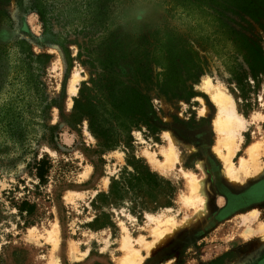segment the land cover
<instances>
[{
  "label": "rangeland",
  "instance_id": "374dc122",
  "mask_svg": "<svg viewBox=\"0 0 264 264\" xmlns=\"http://www.w3.org/2000/svg\"><path fill=\"white\" fill-rule=\"evenodd\" d=\"M229 16L256 52L198 40L164 0H0V264H264V199L244 200L264 181V13ZM178 40L180 60L159 48ZM208 78L245 120L238 181ZM192 178L206 213L149 249L200 206Z\"/></svg>",
  "mask_w": 264,
  "mask_h": 264
},
{
  "label": "trees",
  "instance_id": "16d2710c",
  "mask_svg": "<svg viewBox=\"0 0 264 264\" xmlns=\"http://www.w3.org/2000/svg\"><path fill=\"white\" fill-rule=\"evenodd\" d=\"M171 9L174 16L178 19H187V26L194 28L199 34H196L197 39L201 40L202 29L209 27L214 39L221 40L220 48H226V40H231L236 45L238 52H242V45L250 48L251 51L247 52V56L256 52L257 44L245 36L244 33L236 30L229 25L230 14L239 15L240 20L250 24L248 18L253 20H260V14L264 13V0H164ZM230 13V14H229ZM241 28L243 24L241 22ZM222 37V38H221ZM221 38V39H220ZM162 43V42H161ZM184 43L178 40L174 45L164 51V47L160 44L159 48L168 56V58L180 60V54L184 48ZM180 46L181 50H180ZM252 59H256L255 57ZM256 61V60H255ZM185 63V62H183ZM166 65L161 64L160 73L164 74ZM91 117L92 114H91ZM45 162L43 158L37 162V174L43 179L45 174ZM131 182L134 186L141 179L139 175H133Z\"/></svg>",
  "mask_w": 264,
  "mask_h": 264
},
{
  "label": "bare ground",
  "instance_id": "6f19581e",
  "mask_svg": "<svg viewBox=\"0 0 264 264\" xmlns=\"http://www.w3.org/2000/svg\"><path fill=\"white\" fill-rule=\"evenodd\" d=\"M203 84H204L205 90L210 92L213 101L217 105V114L215 116V128H216L219 135L217 138L218 143H217V147H216L217 148L216 152L224 160V163L226 166L225 167V180L228 182L238 181L240 173L249 172L248 168L246 167V163H245L244 158L240 159V167L239 168H236L233 161H232V156L234 155L236 149L238 148L236 145V136L241 135L240 130L244 128L243 122L245 120L243 121L242 116L237 112L235 101L233 100L232 96L229 93H227V91L220 84H218V85L213 84L209 78L206 79ZM205 109L207 110V108H205ZM169 139L171 142L174 140V139L172 140L171 137ZM171 147H172V145L168 149L170 152L167 154V160L173 161L174 158L172 156ZM222 148H225V150H226L225 154L221 153ZM256 148L257 147H255V145H253V146L251 145L248 147V153L250 156L253 155V152L255 151ZM149 157H150V160L152 162H154L158 167L162 166L163 162L156 159L153 154H149ZM247 174H250V172ZM189 179H190V177H189ZM192 181H193L194 188L192 189V187H193L192 186L190 191L193 192L192 190H194V192L190 193V195L192 194V197H193L192 199L194 201L199 202L200 206L197 205L198 204L197 203L196 207L197 206H199V207L194 210L193 215L187 217L185 220L183 219L184 222L182 221L183 223H180L179 226H175V224H174L173 225L174 226V229H173L174 232L173 231L170 233L167 232L168 234L165 233V231L164 232H158L159 235L157 237H159L158 238L159 242H157L154 239V242H152V244L148 247L149 249L153 250L156 246L158 247V244L161 243L163 240H165L166 238L168 239L172 234L177 233L179 230L183 229L184 227L189 226L191 223H196L198 221V219L202 218L203 215L206 213V211H207L206 210V201L203 198L202 194L200 193V192L206 190V188H205L206 183L205 182L197 183V181L193 178H192ZM189 184L191 185V183H189ZM198 191H200L199 194L197 193ZM166 221H167V219H166ZM169 225L171 226V228H173L171 224H169ZM262 233H263L262 234V238H263L262 244L264 245V230L262 231ZM132 261L133 260L129 261L128 264H132L131 263Z\"/></svg>",
  "mask_w": 264,
  "mask_h": 264
},
{
  "label": "flooded vegetation",
  "instance_id": "af4514ba",
  "mask_svg": "<svg viewBox=\"0 0 264 264\" xmlns=\"http://www.w3.org/2000/svg\"><path fill=\"white\" fill-rule=\"evenodd\" d=\"M244 200L249 202L253 201H261L264 199V181L252 186L249 190L244 194Z\"/></svg>",
  "mask_w": 264,
  "mask_h": 264
}]
</instances>
